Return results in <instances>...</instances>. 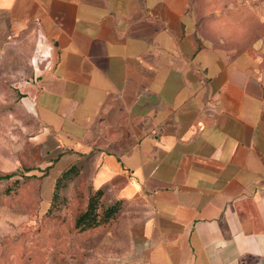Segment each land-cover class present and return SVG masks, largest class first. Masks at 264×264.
I'll return each instance as SVG.
<instances>
[{
  "label": "crops",
  "instance_id": "obj_1",
  "mask_svg": "<svg viewBox=\"0 0 264 264\" xmlns=\"http://www.w3.org/2000/svg\"><path fill=\"white\" fill-rule=\"evenodd\" d=\"M36 39L17 165L89 156L123 264H264V0H0Z\"/></svg>",
  "mask_w": 264,
  "mask_h": 264
},
{
  "label": "rangeland",
  "instance_id": "obj_2",
  "mask_svg": "<svg viewBox=\"0 0 264 264\" xmlns=\"http://www.w3.org/2000/svg\"><path fill=\"white\" fill-rule=\"evenodd\" d=\"M35 42L27 30L13 34L0 11V175L13 173L0 178V264H123L129 247L120 214L93 228L75 225L96 189L87 154L57 188L15 160L24 155L30 120L17 105L14 79L25 76ZM106 204L102 194L98 210Z\"/></svg>",
  "mask_w": 264,
  "mask_h": 264
},
{
  "label": "trees",
  "instance_id": "obj_3",
  "mask_svg": "<svg viewBox=\"0 0 264 264\" xmlns=\"http://www.w3.org/2000/svg\"><path fill=\"white\" fill-rule=\"evenodd\" d=\"M79 162H75L70 166L66 167L60 175L55 180V187L57 188L60 181L66 177L71 171L78 167ZM32 167L25 166L24 170L29 171ZM13 173H6L0 175V178H8L12 176ZM104 193L102 187L95 189V192L89 197L86 208L76 217L75 225L80 229L93 228L101 223H105L112 219L119 209L121 208V200H114L110 203H107L102 211L98 210L100 196ZM56 192L53 193V198L55 197ZM52 198V199H53Z\"/></svg>",
  "mask_w": 264,
  "mask_h": 264
}]
</instances>
